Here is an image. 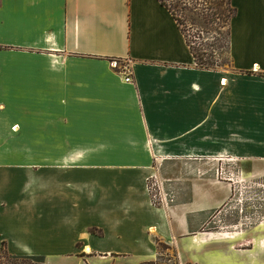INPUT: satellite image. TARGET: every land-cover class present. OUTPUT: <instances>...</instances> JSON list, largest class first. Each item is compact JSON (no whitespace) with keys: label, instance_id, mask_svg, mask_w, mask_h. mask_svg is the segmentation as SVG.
Here are the masks:
<instances>
[{"label":"crops","instance_id":"crops-1","mask_svg":"<svg viewBox=\"0 0 264 264\" xmlns=\"http://www.w3.org/2000/svg\"><path fill=\"white\" fill-rule=\"evenodd\" d=\"M232 2V66L206 69L159 0H0V252L142 264L159 238L180 264H264V219L212 224L233 183L170 206L149 186L161 162L264 161V0Z\"/></svg>","mask_w":264,"mask_h":264},{"label":"rangeland","instance_id":"rangeland-1","mask_svg":"<svg viewBox=\"0 0 264 264\" xmlns=\"http://www.w3.org/2000/svg\"><path fill=\"white\" fill-rule=\"evenodd\" d=\"M175 5L176 1L172 2ZM186 24V27L195 34V30ZM228 27L222 30L227 33ZM190 32V33H191ZM216 33L208 35V42H213ZM228 40L226 37V48L223 57L219 59V67L229 69L232 66V59L229 53ZM159 167L157 177L163 181L167 191L175 194V204L183 198L189 199L185 194L190 187L191 178L201 176L209 179L206 182V190L214 201H219L228 192L227 183H233L234 194L230 201L220 209L212 210L209 213L219 214L217 223H212L218 229L226 228L234 223L243 221L245 227H251L264 219V161L238 160V159H205L201 161H168L155 164ZM155 178L152 181L155 182ZM201 195V194H200ZM215 214V213H214ZM228 226V227H229ZM223 227V228H222ZM238 247H248L247 244ZM166 258L160 260V264H175L174 250L164 249ZM168 257L170 259H168ZM1 262V260H0ZM37 263V262H36Z\"/></svg>","mask_w":264,"mask_h":264},{"label":"trees","instance_id":"trees-1","mask_svg":"<svg viewBox=\"0 0 264 264\" xmlns=\"http://www.w3.org/2000/svg\"><path fill=\"white\" fill-rule=\"evenodd\" d=\"M177 20L179 27L184 33L187 43L195 58L196 64L201 68H218L219 59L223 57L225 52L226 37L228 40V48L230 53V24L231 20L237 15L238 8L233 5L232 0H159ZM173 1H176L173 5ZM190 23L192 31L186 27ZM228 27L227 33L222 28ZM191 32V33H190ZM215 38L213 42H208L209 34H213ZM150 191L153 201L156 205L161 206L153 197L151 189L152 180H149ZM94 233L102 234V231L93 228ZM158 247L160 249V257L156 261H149L142 264H160V260L166 258L164 249L174 250L175 264H180L176 249L167 244L165 241L157 238ZM168 259H170L168 257ZM0 264H44L43 256L35 255H16L9 252L6 243L2 245L0 252ZM37 262V263H36Z\"/></svg>","mask_w":264,"mask_h":264},{"label":"built area","instance_id":"built-area-1","mask_svg":"<svg viewBox=\"0 0 264 264\" xmlns=\"http://www.w3.org/2000/svg\"><path fill=\"white\" fill-rule=\"evenodd\" d=\"M114 64L116 63L117 66V61L113 62ZM126 81L132 82V75L128 73V76L126 77ZM155 178V182L152 181V192H153V197L154 199L161 204V206H170L172 205V202L175 201V194H173V191H167L164 185L163 181H159L157 175L153 176L150 178L151 180Z\"/></svg>","mask_w":264,"mask_h":264}]
</instances>
